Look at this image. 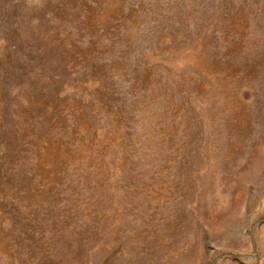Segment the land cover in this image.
Listing matches in <instances>:
<instances>
[{
	"label": "rangeland",
	"instance_id": "obj_1",
	"mask_svg": "<svg viewBox=\"0 0 264 264\" xmlns=\"http://www.w3.org/2000/svg\"><path fill=\"white\" fill-rule=\"evenodd\" d=\"M0 264H264V0H0Z\"/></svg>",
	"mask_w": 264,
	"mask_h": 264
}]
</instances>
